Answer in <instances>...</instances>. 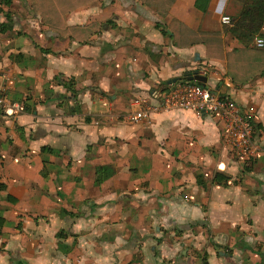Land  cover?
<instances>
[{"label":"crops","instance_id":"obj_1","mask_svg":"<svg viewBox=\"0 0 264 264\" xmlns=\"http://www.w3.org/2000/svg\"><path fill=\"white\" fill-rule=\"evenodd\" d=\"M173 20L216 35L180 47ZM263 25L264 0H0V264H264V74L228 58ZM194 72L254 107V156L163 106Z\"/></svg>","mask_w":264,"mask_h":264},{"label":"built area","instance_id":"obj_2","mask_svg":"<svg viewBox=\"0 0 264 264\" xmlns=\"http://www.w3.org/2000/svg\"><path fill=\"white\" fill-rule=\"evenodd\" d=\"M221 21L223 24L230 25L232 17L224 14ZM254 46L259 49L264 48V25L262 32L255 38ZM163 106L198 113H220L225 123L223 138L230 149L242 157L256 154L257 147L253 141L252 119L255 111L253 106L245 110L230 97L216 93L208 86L197 82H186L168 88L163 95ZM0 108L7 115H12L20 108V105L8 101L0 94ZM150 117L149 106L129 115V119L133 122L149 120Z\"/></svg>","mask_w":264,"mask_h":264},{"label":"trees","instance_id":"obj_3","mask_svg":"<svg viewBox=\"0 0 264 264\" xmlns=\"http://www.w3.org/2000/svg\"><path fill=\"white\" fill-rule=\"evenodd\" d=\"M145 5L149 7H153L156 9V11L161 15H166L171 8L172 4L176 0H141ZM6 2H10V0H6ZM170 30L172 32L173 38L178 46L185 47L190 46L194 44L195 42H204L206 37H211L212 35H216L214 33H208V32H202V31H190L186 29V33L183 29H185V25H183L181 22L177 20L171 21ZM235 33L238 35H244L245 33L241 30H235ZM247 36V34H245ZM209 54L212 55L210 48H209ZM237 57L238 59L243 60L245 58L246 60V68H252V76L250 75L245 80L249 79L250 77H253L255 74H264V48H243V49H237L235 51H232L228 54V58L230 61V72L237 81H244L243 78L239 77L238 73L234 72L232 69V62L234 61V57ZM250 57L252 65L249 64V60L247 57ZM237 59V60H238ZM236 60V61H237ZM61 82L64 86H66L69 90H72L74 94L77 93L76 89L71 86V83L73 80L70 81V84L63 83V81L59 80V77L55 78V81ZM218 177V176H217ZM100 181V178L99 180ZM206 264V263H205Z\"/></svg>","mask_w":264,"mask_h":264},{"label":"water","instance_id":"obj_4","mask_svg":"<svg viewBox=\"0 0 264 264\" xmlns=\"http://www.w3.org/2000/svg\"><path fill=\"white\" fill-rule=\"evenodd\" d=\"M188 80L189 81L196 80L198 83H201V84L205 85L206 82H207V77L205 75H202V74L198 73V72H194L193 75H190L188 77ZM176 81H177V79L173 80V82H176Z\"/></svg>","mask_w":264,"mask_h":264}]
</instances>
